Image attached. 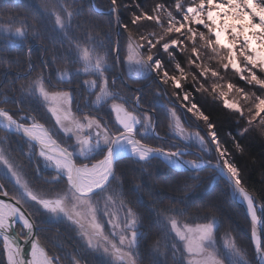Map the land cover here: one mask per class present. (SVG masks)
I'll return each instance as SVG.
<instances>
[{"label": "snow or ice", "instance_id": "obj_1", "mask_svg": "<svg viewBox=\"0 0 264 264\" xmlns=\"http://www.w3.org/2000/svg\"><path fill=\"white\" fill-rule=\"evenodd\" d=\"M106 6L117 22L121 18V11H132L125 7L124 0H108ZM40 7L48 12L50 19L53 16L52 9L59 10L55 14L53 28L70 37L69 51L79 49L82 54L78 59L92 66L97 74L92 84L99 88L96 100L113 101L111 111L115 115V124L95 117H77L73 102L79 86L68 91H47L42 86L39 74L33 83L22 84L20 88H30L33 96L38 92L37 99L42 98V102L48 105L46 111L37 109L34 110L35 115L20 117L22 109L13 111L0 107V125L19 134L21 140L31 145L32 155L37 162L42 158L55 172L53 178L41 176L38 180L35 169L29 168L18 156L9 154L7 148H0V167L5 168L11 177L10 182L0 178V239L6 254V264H62L63 258L50 254L43 242L48 239L45 234L47 226L42 219L45 217L54 223L65 221V226L84 242L86 247L82 252L91 250L100 253L108 257L107 264H140L136 250L143 240V225L134 209L128 206L131 202H125L123 193L119 191V175H123L118 168L120 159L130 154L138 163L150 165L153 159L159 157L171 165L179 166L178 161H181L188 169L201 170L199 160L203 157L183 159L190 153L179 147V142L174 149L169 147L167 150L143 142L141 129L151 127L152 118L139 109L138 99L125 107L128 101L116 103V96L108 90L110 85L105 74L113 68L117 70L116 75L121 72L123 49L119 42L113 46L110 32L103 33L107 43L98 35L76 37L71 31L73 13L61 6L59 0H42ZM165 11L167 17L162 20L161 13ZM141 21H152L151 26H158L160 31L144 35L141 29L149 25ZM129 23L139 34L138 42L128 31L129 24L122 25L127 32L126 62L129 69L145 77L154 76L155 81L159 82L161 95L167 94L168 85L180 90L169 95V102L172 103L171 116L182 138H190L192 133L185 136L177 109H186V113H191L195 120L188 117L185 122L197 128L200 127L199 121L203 120L207 131L204 135L196 132L195 138L200 149L207 154L206 165L226 178V188L246 202L251 244L254 253L264 258V230L259 227L264 224L261 219L264 208L256 207L257 198L243 186L241 170L230 158L229 149L222 147L216 124L208 115L200 112L197 103L191 102V93L181 84V80L188 81V75L181 62L177 61V57H180L188 65H195L192 69L195 74L191 75L193 86L198 84L204 92L210 88L212 93L221 97L224 109L232 110L231 115L244 122L243 125L237 124L238 129L243 127V134L254 130L253 124L258 118L259 124L264 125V0H163L151 9V14L148 11L139 14L133 11ZM29 27L37 36L40 35L35 25ZM93 27L99 25L94 24ZM15 35L24 37L27 44V29L16 28ZM81 39L88 45L82 49ZM71 41H75V44ZM98 48L104 50L103 56L93 55ZM165 55L170 57L168 61L163 59ZM201 55L208 60H215V65L205 67L197 63ZM173 61L176 62L170 75L165 65ZM221 70L226 73L231 70L239 78L228 83L227 90L215 80L209 83V74L212 78L223 79ZM177 71L179 76L175 74ZM200 78H203V83H200ZM111 86L115 87V76ZM230 92L238 94L243 106L239 100L228 99ZM173 96L175 100H172ZM54 128L64 135H58L53 131ZM156 135L160 134L157 132ZM189 178L199 179L197 176ZM41 181L62 187L53 196L55 188L42 192ZM185 187L191 186L185 184ZM197 211L203 212L202 218L208 222H196L180 208L169 207L159 212L166 222L165 228L170 225L165 239L172 251L171 264H228L216 248L214 229L218 225L214 219H209L215 216L213 208ZM106 225L110 231H106ZM24 243L30 244L27 256ZM227 247L234 257L239 258L236 264H253L245 258L243 245L230 242ZM82 259V256H72L68 264H81ZM151 264L168 262L155 260Z\"/></svg>", "mask_w": 264, "mask_h": 264}, {"label": "trees", "instance_id": "obj_2", "mask_svg": "<svg viewBox=\"0 0 264 264\" xmlns=\"http://www.w3.org/2000/svg\"><path fill=\"white\" fill-rule=\"evenodd\" d=\"M93 1L99 9L109 10L106 6L108 0ZM161 2L163 0H124L125 7L132 11H121V18L118 22L121 33L119 44L123 49L120 68L123 73L127 32L122 25L129 24L128 31L133 34L134 40L139 42V34L136 32L135 27L129 23V18L133 15V11L137 14L148 11L151 14V9ZM41 3L42 0H22V2L21 0H15V2L13 0H0V26L27 29L29 33L27 44L24 37L20 39V44L14 45L7 42L8 45L2 41L4 39H0V107H6L13 111L20 108L31 115H35L34 110L31 109L33 106L29 107L30 104L23 99L24 95L19 89L20 83L27 82L26 78H34L35 71H39L44 66V74L49 75L56 68H62L66 64L72 66L78 61L76 57L77 50L69 51L70 37H66L63 32L53 28L54 15L50 19L48 12L40 7ZM59 4L67 11L73 13L71 31L76 37L84 38L88 35H98L102 41L107 43V38L104 37L103 33L110 32V39L114 46L115 25L111 15L95 13L91 9L89 0H59ZM165 7L167 8L168 6L165 5ZM168 10L170 11L171 9L169 8ZM56 11L58 12L59 10L57 9ZM64 15L66 16L67 12ZM166 17L167 11L161 13L162 20L166 19ZM140 23L149 25L146 29H141V32L146 36L148 33L160 31L158 26H151L153 24L152 21H141ZM77 24L79 27H76ZM94 24H98L99 27H93ZM30 25H35L40 33L39 36L32 31L29 27ZM71 43L74 45L75 41H71ZM80 46L87 47L88 45L84 44L83 39H81ZM96 50L105 54L102 49L98 48ZM163 59L168 61L170 57L165 55ZM177 61L181 62V66L185 69V74L188 75V81L181 80V84L191 93V102L197 103L200 112L208 115L209 119L216 124L222 147L229 149L230 158L241 170L243 186L257 198L256 203L264 208V125L259 124L258 118L257 122L253 124L254 130L243 134V127L238 129L237 124L243 125L244 122L239 121L238 117L232 116V110L224 109L221 97L212 93L210 88L208 92H204L199 88L198 84L193 86L191 75L195 74V72H192L195 65H188L180 57H177ZM175 62L165 65V70H168L170 75L173 74ZM48 63H51V65ZM197 63H202L205 67H212L215 65V60H208L201 55V59ZM46 65H49V67ZM46 68L47 70H45ZM196 71L198 72L200 69H196ZM175 74L177 76L180 75L178 71ZM108 75L116 76L115 68ZM221 76L223 79L217 78L215 82L225 81L232 83L238 80V76H235L231 70H228L227 73L221 70ZM152 77L148 85L143 86L141 81L136 82V84L142 88V105L148 108L151 107L154 110L157 121L156 131L160 136H166L168 116L160 109L161 107L157 108L155 106L157 98H155L154 93L156 91L161 92V88L155 78ZM208 79L209 83L214 80L210 74ZM200 83H203V78H200ZM242 85L243 82H241L240 86ZM205 87L208 88L209 85H205ZM167 90L170 93L180 91L174 89L171 85L167 86ZM241 102L243 106V101L241 100ZM177 110L179 111V109ZM199 122L206 128L202 119ZM8 136L10 148L16 155L17 152L13 148L17 146L13 141L16 137L13 135ZM143 141L154 147L162 146L165 149L174 147L168 142L156 140L152 137H143ZM236 145L240 147L237 148ZM17 156L24 161L22 155ZM24 162L28 164L29 168H32L29 163ZM118 168L123 172V175H119L118 172L123 199L125 202H131L129 205L139 214L143 231L146 233V237L140 247V257L143 263L151 264L153 261L150 251L153 248V244L160 237V228L156 219L161 217L159 212L169 207L184 210L185 215L193 217L196 222H208L202 218L203 212H198L197 210H206L212 207L215 216H210L209 219L216 218L218 220V233H222L221 231L228 232L238 246L243 245L246 253L252 252L248 237V223L242 210L234 204L229 189L226 188V182L217 177L218 181L215 187L213 185L212 190L205 192L210 187L215 172L208 169L195 173L178 172L156 158L151 161L150 165H145L144 162H134L128 158L122 159ZM190 176H197L199 179H190ZM185 184L191 187H185ZM166 215H175V213H166ZM262 220H264V215H262ZM144 241H146L145 246ZM0 255H2L1 242ZM251 261L253 262L252 259Z\"/></svg>", "mask_w": 264, "mask_h": 264}, {"label": "rangeland", "instance_id": "obj_3", "mask_svg": "<svg viewBox=\"0 0 264 264\" xmlns=\"http://www.w3.org/2000/svg\"><path fill=\"white\" fill-rule=\"evenodd\" d=\"M34 1H37V0H34ZM56 10L55 9L52 10L54 17H55V14L58 13ZM111 16L113 17V20H114L115 19L114 15L111 14ZM53 20H54V18H53ZM115 21H116V19L114 20V25H115ZM117 24L119 25L118 22H117ZM15 29L16 28H9L6 26H0V39L1 40L4 39L2 41L5 42L6 44H8V43H10L12 45L20 44V39H22V37H18L15 35ZM22 30H24V29H22ZM119 31H120V29H119ZM120 35H121V33H120ZM119 40H120V37H119ZM115 43H116V34H115ZM80 48L82 49L84 47L80 46ZM81 54L82 53L80 52V50L77 49L76 57L78 58L79 55H81ZM97 54H99L101 56L104 55L103 53L98 52L96 50L93 53V55L95 56ZM126 55H127V47H126ZM48 64L51 65V63H48ZM123 64H124L123 65L124 73L121 70L122 78H119L118 75L115 76V87L111 86L113 76L108 75L109 73L111 74L112 69L110 72L105 74L108 77L109 85H110L108 90L110 93H112L114 96H116V100H115L116 103H123L125 100L128 101V103L125 104V107H129L131 105L132 101L138 99L139 100V105H138L139 109L143 113H147L148 116L152 118V121H153L152 126L147 128V130L141 129L140 135L142 137H152V138H155L156 140L168 142L169 144L174 146L173 149L177 146V142H179V144L181 146L188 148L189 150L196 151V152L200 153L201 155H203V157L205 159H207V154L203 153V151L200 149L199 142L195 138L196 132H200L201 135H204V132L207 131V129L204 128L200 124V122H199V124H200L199 128H197L195 125L191 126L189 123H186L185 121L188 120V117H192V114L186 113V109H184L183 111H181L179 109V111L177 110V114L179 116H181V125L185 128V136H187V134L189 132L192 133L191 137L187 138V139H184L180 136L178 130L175 127V120L171 116L172 103L169 102V95L171 94L169 90H167V94H164V95H161L160 91H156L154 93L155 98H157V100H155V106L157 108L161 107L160 109L163 112H165L168 116L166 136H160L159 135L158 138L154 137V135L152 134V129L154 128L156 131V127H157L156 115L154 113V110L151 107L148 108V107H145L142 105L141 94H140V91H142V88H140L141 86L136 84V82L141 81L143 86L148 85L150 83L151 76L145 77L143 74L137 73L135 70H130L129 65L126 62V57L124 59ZM46 66L49 67V65H46ZM44 68H45V66H44ZM44 68L40 69L39 71H35V74H34L35 77L34 78H37V74H39V78L43 81L42 86L45 88V90H47V91H68L70 89L77 88V86H79L75 92V99L73 102V106L76 109L74 114L77 117H81V116H89L90 118L95 117V118H98L102 121H110L111 123L115 124V115L111 111V105H112L113 101L111 99H108L106 101L97 102V100H96V94L99 92V88L95 87L92 84V81L97 79V74H95L91 65H86L82 60L78 59V61H76L74 65L69 66L66 64L62 68L54 69V71H52V73L49 75L44 74V72H45ZM45 70H47V68ZM116 71L117 70L115 69V72ZM34 78H32V77L26 78L27 82L22 83V84H31L34 81ZM152 78H154V76ZM212 79L217 80V78H212ZM70 81L72 83H69ZM85 81H87V83H85ZM157 83L159 84V82H157ZM218 83L222 84L224 86V89L227 90V84H228L227 82L218 81ZM22 84L20 83V85H22ZM19 89L22 91V94L24 95L23 99L25 101H27L28 104H30L29 107H31V105L33 106V108H31L32 110H37V109H43L45 111L47 110L48 105H46L42 102V98L37 99V97L39 96L38 92L36 93L35 96H33L30 88L21 89L19 87ZM137 89L139 91H136ZM228 96L230 97L229 98L230 101L239 100L241 102L240 97L235 92H230ZM172 100H175V96L172 97ZM23 112H26V111H23ZM180 112L183 114H181ZM26 113H28V112H26ZM34 113H35V111H34ZM192 119L195 120V117H192ZM169 124H171L172 126L169 127ZM201 129H204V131H201ZM53 131L57 132L58 135H61V136L64 135V133L60 132L56 128H54ZM156 133H157V131H156ZM8 135H13V134H9L5 131L0 130V141H2V143H0V148H7L8 153L13 155V156L22 155L24 161H26L27 163L30 162V163L34 164L38 180L40 179L41 176H43L45 178L55 177L54 170H50V169H46V168L41 167L38 164L36 158L32 155L31 145L29 143H27L26 140H21L19 138V136H17V135H13L16 137L13 140L14 144L17 145V146L13 147L14 150L17 152L16 155H14V151L11 150V148H10V143H9L10 141H9ZM73 140H74V138H73ZM179 144H178V146H179ZM182 149L184 150V148H182ZM165 150H167V149H165ZM127 158L134 161V162H137L136 158L132 157L130 155H126V156L122 157L120 160L127 159ZM156 159L160 160L166 166L172 168L175 171L185 172V171H180V170L174 169L173 166H170L169 164H167L166 162H164L163 160H161L159 158H156ZM213 161H215V160H213ZM202 170H204V169H202ZM211 171H213V170H211ZM190 173H193V172H190ZM217 177L220 179H223L220 175L215 173L212 180H211L210 187L205 192H209L210 190H212L213 185L215 187V184L218 181ZM0 178H2L3 180H8L9 182L11 180V177L8 175L6 169L3 167H0ZM61 187H62V185H59V186L47 185V184H44L42 181L40 182V190L42 192H47V191H49L50 188H55V191L53 193L59 192ZM119 191H121L120 187H119ZM229 193H230V196H231L234 204H236L242 210V212L246 218V221H247L248 226H249L248 237H249L250 244H251V236H250L251 228H250L249 221H248L242 207H240L235 202L234 194L232 193L231 189H229ZM53 196H55V194H53ZM209 198H211V197H209ZM122 199H123V197H122ZM128 206H130V205H128ZM261 208H262V206H261ZM136 214H137L138 220L140 221L139 214L137 212H136ZM42 219H43L44 224L47 226V231L45 234L47 235L48 239L43 241L45 246H46V250H48L50 254H55L59 257H62L63 258L62 264H68V262L72 256H76L77 258H80L82 256L83 259L81 260V264H107L108 257H106L100 253L93 252L91 250H88L86 252L81 251L83 248L86 247L84 242L80 239V237L75 232H73L70 228L65 226V224H66L65 221H60L59 223H54L52 220H49L46 217L42 218ZM261 219H262V216H261ZM214 220H215V222L219 228L218 220L216 218H214ZM156 221H157L158 227L160 228V237L158 238L156 243L153 244V248H151V251H150V256L152 257L153 261H155V260L167 261L168 264H171L172 251H171L170 244L165 239L166 233L170 229V225L168 226V228H165L166 222L164 221L163 217H158L156 219ZM39 222L40 221H38V223ZM140 223H141V221H140ZM218 228L214 229L215 235L217 238L216 248L220 252L221 257L227 259L228 264H236V261L239 258L234 257L231 254L229 248L227 247V245L230 242H234V239L232 238V236L228 232L221 231L222 233L219 234ZM260 228H261V230H264V225L263 224L260 225ZM106 231H110V228H108L107 225H106ZM142 232H143V240H144L146 237V233L143 231V228H142ZM142 241H141L140 246L136 250V258H137L138 262H140V264H145L141 261V257H140V247L142 246ZM145 242L146 241H144V246L146 245ZM251 247H252V252L251 253L249 252V254H248V252L246 253V251L243 248L245 258L250 259V260L252 259L254 264H258L256 262V256H255L254 247L252 244H251ZM1 250H2V255H0V264H6L5 254H4L2 245H1Z\"/></svg>", "mask_w": 264, "mask_h": 264}, {"label": "water", "instance_id": "obj_4", "mask_svg": "<svg viewBox=\"0 0 264 264\" xmlns=\"http://www.w3.org/2000/svg\"><path fill=\"white\" fill-rule=\"evenodd\" d=\"M89 1H90L91 8L93 9V11H94L95 13L102 14V15H111V14H113V13H111L109 10H108V11H102V10L98 9V8L95 6L93 0H89ZM114 20H115V19H114ZM119 29H120V28H119V25H118L117 22L115 21L116 42H119V37H120V36H119V35H120V31H119ZM118 77H119V78H122L121 72H120V74L118 75ZM27 115H29V113H26V112H23V111H21V113L19 114L20 117H25V116H27ZM0 130L5 131V132H7V133H9V134H14V135L19 136V134H17L14 130H7V129H4L3 125H0ZM155 133H156V131H155V129L153 128V129H152V134L154 135V137L158 138V136H157ZM179 147L184 148V151H185L186 153H190V154L186 155L183 159H189V160H191V159H196L198 156L203 157V155H201L200 153H198V152H196V151H193V150H189L188 148H185V147L181 146L180 144H179ZM126 155H130V154H126ZM126 155H125V156H126ZM130 156H131V155H130ZM194 157H195V158H194ZM158 158H159V157H158ZM159 159L163 160V158H159ZM206 160H207V159H205L204 157H203L202 159L199 160V163H201V165H202V169H211V170H212V168L207 167V165H206ZM163 161H164V160H163ZM164 162H166V161H164ZM166 163H167V162H166ZM212 163L215 164V161H212ZM38 164H39L41 167H43V168L50 169V170H54V169L48 167V166L44 163V161H43L42 158L39 160ZM167 164H168V163H167ZM169 165H170V166H173L174 169H176V170H180V171H188V172H196V171H199V170H191V169L186 168V167L182 164L181 161H178V165H179V166L171 165V164H169ZM202 169H201V170H202ZM218 175H219V174H218ZM222 178L226 181V178H224V177H222ZM234 200H235V202H236L240 207H242V209L244 210V213H245V215H246V217H247V219H248V221H249V224H250V218H249L248 213H247L246 202L243 201V200L239 197V195H237V194H234ZM256 207H257L258 209H260V208H261V205L258 204V203H256ZM258 215H260L259 212H258ZM259 227H260V226H259ZM250 228H251V225H250ZM23 246H24V248H25V255L27 256L28 252L30 251V244H28V243H24ZM253 247H254V246H253ZM255 256H256V262H257L258 264H264V258H261L259 255H256V254H255ZM5 260H6V256H5Z\"/></svg>", "mask_w": 264, "mask_h": 264}, {"label": "flooded vegetation", "instance_id": "obj_5", "mask_svg": "<svg viewBox=\"0 0 264 264\" xmlns=\"http://www.w3.org/2000/svg\"><path fill=\"white\" fill-rule=\"evenodd\" d=\"M29 165L33 168L35 165L34 164H32V163H30L29 162ZM34 169H35V167H34ZM59 190V189H58ZM57 190V191H58ZM57 192H55V193H53V194H56ZM0 241L2 242V239H0ZM1 245H2V243H1ZM2 248H3V245H2ZM4 254H5V252H4ZM5 256H6V254H5Z\"/></svg>", "mask_w": 264, "mask_h": 264}, {"label": "bare ground", "instance_id": "obj_6", "mask_svg": "<svg viewBox=\"0 0 264 264\" xmlns=\"http://www.w3.org/2000/svg\"><path fill=\"white\" fill-rule=\"evenodd\" d=\"M140 94H142V91H140ZM208 170H211V169H208ZM199 171H201V170H199ZM196 172H198V171H196ZM214 172V171H213ZM193 173H195V172H193ZM216 173V172H215Z\"/></svg>", "mask_w": 264, "mask_h": 264}]
</instances>
